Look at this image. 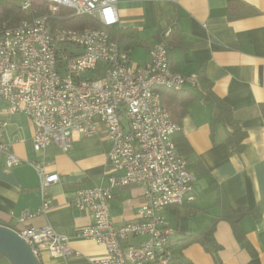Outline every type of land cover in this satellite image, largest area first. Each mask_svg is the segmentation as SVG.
Listing matches in <instances>:
<instances>
[{
  "label": "crops",
  "instance_id": "obj_1",
  "mask_svg": "<svg viewBox=\"0 0 264 264\" xmlns=\"http://www.w3.org/2000/svg\"><path fill=\"white\" fill-rule=\"evenodd\" d=\"M116 10L119 22L110 34L127 52L131 64L143 66L151 47L161 41L167 27H173L171 71L203 74L212 94L231 110L244 134L240 149L230 144V130L223 123L212 122L210 105L197 89L181 90L192 89L187 91L196 96L185 112L178 103L181 91L161 95L166 105H172L170 116L179 126L174 140L196 178L193 201L162 210L173 230L171 244L203 233L216 221L213 237L220 247V264H264V0H117ZM8 107L0 99V123H6L2 138L22 162L8 169L0 155V222L16 230L25 225L36 229L50 226L67 238L73 255L64 260L41 251L39 264H94L105 257V249L80 235L91 219L70 203L78 190L104 188L109 177L121 174H114L108 164L110 144L101 134H74L67 152L53 144L35 152L31 148L33 123L21 112L9 113ZM32 164H41L46 173L59 176L44 197ZM144 196L142 186L114 190L108 212L115 228L135 219ZM43 200L49 201L51 208L39 213ZM25 212L32 217L20 223ZM226 212H245L237 228L251 252L235 238L224 218ZM145 239L130 238L125 246ZM181 254L191 264H216L198 244ZM0 264L10 263L0 257Z\"/></svg>",
  "mask_w": 264,
  "mask_h": 264
},
{
  "label": "built area",
  "instance_id": "obj_2",
  "mask_svg": "<svg viewBox=\"0 0 264 264\" xmlns=\"http://www.w3.org/2000/svg\"><path fill=\"white\" fill-rule=\"evenodd\" d=\"M27 12L32 0H18ZM52 15L60 7L76 17H94L99 29L56 26L47 16L22 21L17 26H0V99L8 112H21L34 126L31 148L40 152L56 145L67 152L73 135L97 134L110 144L107 161L114 174L104 188L78 190L71 206L85 212L91 224L80 235L105 249V257L94 264H169L168 244L173 230L162 210L194 200V174L187 169L173 142L179 132L161 104L158 89L173 92L199 88L198 76L172 72L164 33L151 47L143 66L131 64L128 54L111 38L110 30L119 22L117 0H41ZM125 124V125H124ZM0 123V155L8 169L21 164L4 143ZM39 178V191L59 181L41 164H32ZM127 185L142 186L145 200L134 220L115 228L109 217L114 190ZM51 203L43 200L39 213ZM25 212L22 223L31 218ZM38 259L41 251L66 260L73 255L67 238L50 226L29 225L16 230ZM145 237L138 245L125 244L130 238Z\"/></svg>",
  "mask_w": 264,
  "mask_h": 264
},
{
  "label": "trees",
  "instance_id": "obj_3",
  "mask_svg": "<svg viewBox=\"0 0 264 264\" xmlns=\"http://www.w3.org/2000/svg\"><path fill=\"white\" fill-rule=\"evenodd\" d=\"M40 16L50 17L52 19L51 20L52 24L56 26L74 28V29H86V28L99 29L100 28L99 22L94 17H87V16L76 17L75 15H73L72 11L67 8L60 7L58 12L52 15L49 4L41 0H32L31 8L27 12L22 11L18 5H15L13 3L6 2L5 4L0 5V26L3 23L9 26H17L22 21H26V20L29 21L35 17H40ZM167 28L170 29V32L168 36L166 37V44H167L169 51H171L170 38L173 33V27H167ZM112 40L114 41L113 38ZM197 76H198L199 83H200L199 88L197 90L203 96L204 100L208 102L210 105L212 122L213 123H223L230 130L227 141L230 144L235 145L238 149H240L241 148L240 144L242 140L244 139V134L241 132L238 122L233 116V113L228 107H226L222 103L220 99H218L212 94L211 85L208 81L205 80L204 75L199 74ZM187 90H192V89H187ZM187 90L181 91L180 93L181 95L179 96L180 100L178 99V103L179 102L182 103L181 105L183 107V112H185V109L187 105L189 104V102L196 98V96H194ZM158 93L160 94V97H161V95L168 96L171 94H178L179 92H173V91H170L164 88H160L158 89ZM187 94L189 95V97L185 99L184 97ZM161 104L166 109V111L168 112L170 116L172 114L171 113L172 112L171 103L168 102V104L166 105V103L164 102V100H162V97H161ZM171 116H170V119L174 121L173 120L174 118L172 119L173 116L172 117ZM173 142L175 144V148H176L178 155L183 158L184 152L180 148V145L177 144L176 140H174V137H173ZM213 183L214 182L211 180V184ZM244 214L245 212H240L237 214L227 213V215H225L224 218L231 224L235 238L240 243V245L247 251L251 252L250 247L248 246V244H246L243 241L241 234L237 228V223ZM215 225H216V221H213L209 225L207 230L199 235L186 236L173 244H171V241H170L168 244V250L171 252L169 262L172 264H191V262H189L181 254V252L182 250H184L190 245L198 244L213 256L216 264H220L217 258V253L220 250V247L216 244L214 237H213L214 232H215ZM0 257H3V256L0 255Z\"/></svg>",
  "mask_w": 264,
  "mask_h": 264
},
{
  "label": "water",
  "instance_id": "obj_4",
  "mask_svg": "<svg viewBox=\"0 0 264 264\" xmlns=\"http://www.w3.org/2000/svg\"><path fill=\"white\" fill-rule=\"evenodd\" d=\"M0 255L10 264H39L15 229L3 222H0Z\"/></svg>",
  "mask_w": 264,
  "mask_h": 264
},
{
  "label": "rangeland",
  "instance_id": "obj_5",
  "mask_svg": "<svg viewBox=\"0 0 264 264\" xmlns=\"http://www.w3.org/2000/svg\"><path fill=\"white\" fill-rule=\"evenodd\" d=\"M6 2L13 3L15 5H18L19 4V1L18 0H0V5H3ZM26 21H28V20H26Z\"/></svg>",
  "mask_w": 264,
  "mask_h": 264
}]
</instances>
